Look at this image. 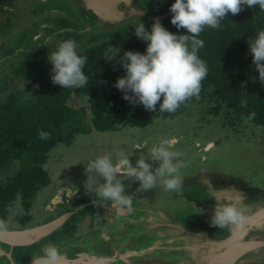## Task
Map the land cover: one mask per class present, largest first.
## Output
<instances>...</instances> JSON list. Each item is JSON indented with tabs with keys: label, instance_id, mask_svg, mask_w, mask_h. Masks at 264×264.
Segmentation results:
<instances>
[{
	"label": "flooded vegetation",
	"instance_id": "flooded-vegetation-1",
	"mask_svg": "<svg viewBox=\"0 0 264 264\" xmlns=\"http://www.w3.org/2000/svg\"><path fill=\"white\" fill-rule=\"evenodd\" d=\"M151 1L152 5H148L146 0H131V3L120 1L116 6L120 17L110 16L108 21H103L86 11L82 0H0V157L4 158L0 159V221H4L10 231L33 232L24 237L28 240L24 243L28 245L11 246L0 241V264H33V259L49 245L58 248L61 256L59 264L93 261L103 256L116 262L121 261L122 256L130 262V258L135 256L132 264H149L150 256L147 259L144 257L149 248L147 242L140 244L139 240H164L166 211L178 205L183 210L179 215L188 217L183 220L177 215L178 212L174 216L170 214L174 226H170L173 223L169 226L180 233L185 234L190 230L196 235L194 230L198 228L207 234L230 233L225 227H213L207 223L211 221L212 213L210 209L199 207L206 197L200 192L208 188L202 184L203 179L216 181L226 178L244 188L264 191V182L256 179L258 172L251 165L231 172L213 171V165L208 160L214 153V147L207 149L215 141L210 135L198 138L202 129L195 128L188 132L175 127L173 129L176 130L168 136L165 134L166 129H170L168 123L159 119L143 127L117 124L111 129H101V124L94 122V110L99 109L92 105L91 90L81 92L78 90L80 87L63 89L53 84L52 65L48 57L59 42L75 40L79 45L78 53L83 56L92 47L117 41L133 26L155 19L153 14L168 0ZM106 36V39L102 38ZM88 61L84 69L92 62ZM48 83L46 88L41 87ZM39 94L45 99L49 95L54 96L58 100L56 104H64L63 109L74 113L72 117L64 112L67 121L62 126L65 129L62 130V138L53 141L54 144L39 136L41 130L52 133L51 128L55 127L53 114L47 116L44 109L38 108L36 100ZM134 128H142L145 132H142L143 135L136 132V136L132 137L124 134L128 130L133 133ZM184 132L194 134L192 136L190 133V139L198 154L192 149L189 153L194 157L199 155V171H190L192 163L185 161L179 139L184 138L181 134ZM253 135L250 133L246 136ZM172 138L177 140L175 150L184 157L179 156L178 160L183 161L186 167L180 169L182 185L179 191H173L175 197L170 201L158 196V189L166 190L161 182L158 181L154 189L140 192L139 184L133 178H122L125 194L132 197L131 209L96 193L95 188L104 181L98 175L87 172L89 161L123 150L133 166L137 159L144 158L156 167L158 162L151 160L149 149ZM84 153L91 156L85 160ZM59 164H65L66 169L60 174L56 172ZM21 173L33 177L34 184L38 175L42 174L46 183L34 192L19 186L14 190V196L4 201L6 194L13 189L9 184L15 187L22 181ZM87 175L92 177V189L85 185ZM60 179H63L61 184ZM23 181L30 182L27 178ZM216 187L217 184H214L213 188ZM205 204L211 203L206 200ZM149 224H153L155 230L146 231ZM140 226L143 234L137 239L136 229H140ZM122 230L126 232L124 235L131 238L128 243H125L127 237H122ZM249 235H254L249 237L251 241L264 242V229ZM156 251L159 253L161 250ZM162 261L165 259L154 258L153 263H164ZM236 264H264V246L249 252Z\"/></svg>",
	"mask_w": 264,
	"mask_h": 264
},
{
	"label": "clouds",
	"instance_id": "clouds-1",
	"mask_svg": "<svg viewBox=\"0 0 264 264\" xmlns=\"http://www.w3.org/2000/svg\"><path fill=\"white\" fill-rule=\"evenodd\" d=\"M257 5L264 11V0H175L169 9L173 14L171 24L178 30L185 29L188 34H173L159 19L154 20L150 32L143 22L140 23L135 28V34L147 43L146 54L133 51L124 53L121 66L126 76L118 78L115 87L124 93L125 100L142 104L148 111L155 112L159 104V111L175 112L190 98L199 97L202 82L208 75L207 64L198 55L199 49L204 47V41L198 38L203 30L206 27L218 29L229 14L235 16L245 7L254 8ZM248 43L255 71L264 83V30ZM78 47L75 40L66 39L50 52L48 59L52 65L53 84L63 89H75L87 84L88 76L83 71L87 57L78 53ZM255 115L251 113L248 118L254 119ZM39 136L48 139L50 133L41 130ZM176 143L175 138L166 139L149 149L151 160L158 162L156 167L144 158L137 159L133 166L123 150L97 156L88 162L87 167L88 173L98 175L104 181L95 188L96 193L131 209L132 197L125 194L122 178H133L138 182L140 192L154 189L158 181L166 190L179 191L182 185L180 169L186 164L178 160L180 153L175 150ZM87 176L85 185L92 189V177ZM248 220V207L238 194L234 199L217 201L211 224L220 228L233 227L239 232L245 228ZM6 234L7 225L0 221V236ZM60 259L58 248L49 245L33 259V264H59Z\"/></svg>",
	"mask_w": 264,
	"mask_h": 264
},
{
	"label": "trees",
	"instance_id": "trees-1",
	"mask_svg": "<svg viewBox=\"0 0 264 264\" xmlns=\"http://www.w3.org/2000/svg\"><path fill=\"white\" fill-rule=\"evenodd\" d=\"M174 3V0H168L166 4H161L163 7L161 6L162 8L160 7L161 9L156 11L153 17L156 18L170 12L169 9ZM171 19L172 15L160 20V22L173 34H188L185 29L178 30L173 26ZM143 23L146 30L150 32L152 24L147 21ZM138 25L120 35L117 41L96 48L92 47L89 52L83 54L87 57V62H89L88 60L92 62L83 70L88 76V82L78 90L83 92L89 89L93 92L91 102L99 110H94L93 107L91 109L95 111L94 122L100 123L101 129H111L117 124H133L143 127L152 123L154 119H164L163 121L168 123L170 129L182 127L181 122L187 119L186 114L190 112L189 107L203 103L206 104L205 108L209 112L221 114L223 119H227L230 124L235 123L237 125L234 127L235 129L249 127L251 133L255 134L261 130L260 136H264V83L259 80V73L255 71L256 66L253 63L248 43V41L251 42L256 38L259 31L264 30V11L258 5L254 8L245 7L235 16L229 14L221 21L218 29L206 27L203 30L198 38L204 41V47L199 49L198 55L206 62L208 75L202 82L199 97L190 98L181 104L175 112H161L159 111V104L155 112L148 111L142 104H134L125 100L123 98L124 93L115 87L118 78L126 76V71L121 66L124 53L133 51L146 54L147 43L135 34V28ZM109 49L112 51L109 52ZM106 53L108 55H105ZM48 85L49 83L43 84L41 87L46 88ZM59 87L61 88V86ZM129 95L131 94L129 93ZM53 97L49 95L45 99L39 94L36 100L38 108L44 109L47 116L53 114L55 127L52 126L53 131L50 133V137L46 139L51 144H54L53 141L62 138V130L65 129L62 124L67 121L64 112L74 116L73 112L68 111L67 108H62L64 104H56L58 100ZM251 113L256 114L254 119L248 118ZM81 116L83 118V114ZM60 124L61 126H59ZM248 137L249 142L259 139L255 135ZM0 159L3 160L4 158L0 157ZM20 175L30 182L22 179L18 186L16 184L14 187L9 184L13 189L6 194L4 201L10 200L14 196V190L19 186L24 187V189L30 188L34 192L39 186L46 183L42 174L38 175L35 184L33 177L24 173Z\"/></svg>",
	"mask_w": 264,
	"mask_h": 264
},
{
	"label": "water",
	"instance_id": "water-1",
	"mask_svg": "<svg viewBox=\"0 0 264 264\" xmlns=\"http://www.w3.org/2000/svg\"><path fill=\"white\" fill-rule=\"evenodd\" d=\"M120 1L124 0H82L83 8L88 12H92L93 15H97V18H100L103 21H108L110 16L120 17L117 14L118 9L116 8L117 4ZM127 3H131V0H126ZM122 16L124 13L121 14ZM173 15L171 12L163 14L155 19H165ZM150 21V24L154 23V20ZM215 146V143L211 145V147ZM209 147V149H211ZM212 147V148H213ZM202 184L208 186L207 189H203L200 192L202 195L206 196L202 200V209H210V213H213V210L216 206L217 201H226L234 199L238 194L243 197V203L248 207V216L249 220L247 225L242 231L237 232L233 227H225L230 233L227 235H221L218 233L207 234V232L201 231V229L194 230L196 231V235L193 231H190L182 234L173 229L170 226H174V223L171 222L172 218L170 214H174L178 212L177 215L183 213L182 208L178 205L173 211H166V232L164 234V240L162 241H142L139 240L140 244L146 243L149 248L146 250V254L144 257L149 258V264H154L153 260L157 259H165L162 261L164 263L161 264H236L241 258H243L246 254L251 251H254L261 246H264L263 241L250 240L249 237L254 235H249V233H253L257 230L264 229V191H258L249 189L247 187H243V185L239 183H234L231 179L226 178H218L214 181L212 178L203 179ZM214 184H217L218 187L213 188ZM204 188V187H202ZM208 189H212V191H208ZM210 201V205H206L205 201ZM180 207V208H179ZM176 209V210H175ZM174 216V215H172ZM176 218V217H175ZM174 222L176 220L174 219ZM211 223V221H207V223ZM170 223H173L169 226ZM137 239L139 236L143 234V231L140 229H136ZM146 231L155 230L153 224H149V227L145 229ZM187 231V230H186ZM30 232L28 231H10L7 229V234L5 236H0V241L14 245H28L24 242L25 236H27ZM33 233V232H32ZM123 234L122 237H127L126 242L131 241L129 235H124L126 233L124 230L121 232ZM145 233V232H144ZM133 234V232H132ZM124 240V238H121ZM164 242V243H163ZM123 245L124 242H123ZM128 245V244H127ZM140 248V247H139ZM141 249V248H140ZM143 249V248H142ZM156 250H161L157 253ZM148 254V255H147ZM95 258V257H94ZM127 257L122 256L121 261H113V259H109L106 256L101 258L93 259V261H67V264H132L136 259L135 256L130 258V262H127ZM112 260V261H111ZM125 261L124 263L122 261ZM160 264V263H159Z\"/></svg>",
	"mask_w": 264,
	"mask_h": 264
},
{
	"label": "rangeland",
	"instance_id": "rangeland-1",
	"mask_svg": "<svg viewBox=\"0 0 264 264\" xmlns=\"http://www.w3.org/2000/svg\"><path fill=\"white\" fill-rule=\"evenodd\" d=\"M157 1V0H153ZM148 5H152L151 0H146ZM102 37V38H107ZM206 104H198V105H192L189 107L190 112H187L186 117L184 121L181 122V128L184 131H190L194 128L196 129H202L201 133L199 134V137H205L207 135L212 136V138L215 141V146L212 153L213 155L209 158L208 162L213 165V171H234L238 170L239 168H244L246 165H251L252 169L258 172L257 178L258 180H261L264 182V139L262 142L263 137H261V130H258L257 133H255V137H259L256 141L251 140L248 141V134L251 133V129L249 127H246L245 129H235L234 127L237 126L234 124L228 123L227 119H223L221 114H213L212 112H209L205 108ZM184 117V114L182 115ZM164 120V119H159ZM171 121V120H166ZM237 123V122H236ZM239 128V127H237ZM176 129H166L165 134L170 136L172 134L171 131ZM180 130V129H179ZM144 130L142 128H134L133 133L131 131H127L124 133L127 137L128 135L132 137L136 136L137 133H141L143 135ZM188 131V132H189ZM145 132V131H144ZM192 136L194 134L190 132ZM184 132L181 133L184 135V138L180 139V146L185 152V161L186 163H192V167L189 169L190 171H199L201 169V163L199 160H197V157L192 156L189 152L191 149L195 152L198 151L196 148H194V145L192 143L191 134ZM138 134V135H141ZM88 142L93 143L91 140H88ZM213 144V143H212ZM130 145V144H129ZM90 146V145H89ZM193 147V148H192ZM213 147V146H212ZM211 147V148H212ZM85 149H94V147H85ZM210 150V149H207ZM70 153H72V149L69 150ZM91 155L84 153V159L86 160ZM191 156V157H190ZM182 159L183 156H180ZM65 169V164H59L56 166V172L58 174L62 173ZM187 171V170H186ZM255 172V173H256ZM180 175L182 177V172L180 171ZM245 177V176H244ZM246 178V177H245ZM60 179V184H61ZM158 196L161 199H165L170 201L173 197H175V193L173 191L169 190H161L158 189ZM173 210V209H172ZM170 211V213L172 212ZM171 215H173L171 213ZM183 220H185L188 215L181 216L179 215Z\"/></svg>",
	"mask_w": 264,
	"mask_h": 264
}]
</instances>
